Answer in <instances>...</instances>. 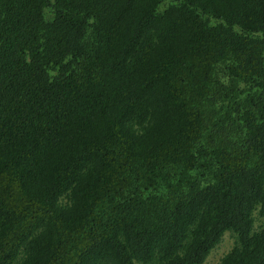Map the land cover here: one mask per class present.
<instances>
[{"label": "trees", "instance_id": "16d2710c", "mask_svg": "<svg viewBox=\"0 0 264 264\" xmlns=\"http://www.w3.org/2000/svg\"><path fill=\"white\" fill-rule=\"evenodd\" d=\"M162 2L0 0V264H264V0Z\"/></svg>", "mask_w": 264, "mask_h": 264}, {"label": "rangeland", "instance_id": "374dc122", "mask_svg": "<svg viewBox=\"0 0 264 264\" xmlns=\"http://www.w3.org/2000/svg\"><path fill=\"white\" fill-rule=\"evenodd\" d=\"M178 0H163L161 5L159 6V11L162 12L167 5L171 3H176ZM46 18H50L49 10L45 11ZM262 225H264V217L258 215L257 210L253 212V231H257ZM235 244V235L227 231L225 232L219 243L209 252L203 264H217L219 260L231 250V248Z\"/></svg>", "mask_w": 264, "mask_h": 264}]
</instances>
